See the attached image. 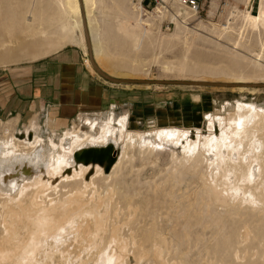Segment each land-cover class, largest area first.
Returning <instances> with one entry per match:
<instances>
[{"label": "bare ground", "instance_id": "1", "mask_svg": "<svg viewBox=\"0 0 264 264\" xmlns=\"http://www.w3.org/2000/svg\"><path fill=\"white\" fill-rule=\"evenodd\" d=\"M140 1L132 3L131 12L125 13L116 26L125 37H130L134 58H138V51L147 45L180 43L187 50L196 41L219 43L223 38L230 43V46L224 45V52L231 61L224 71L228 77L236 79V83H229L231 87L262 88L249 84L263 83L250 81L264 78V64L259 61L264 58V0H233L242 3L243 9L232 5L233 1L229 4V0H225L223 21L203 24L198 20L197 28L188 27L186 22L198 19L197 13L185 7L173 3L172 10H155L144 15ZM33 3L30 1L26 5L29 13ZM51 4L56 5L62 31L68 32L69 26L77 29V40L83 52L84 47L88 51L87 34L92 55L94 37L86 20L81 21L76 0H55ZM215 7L212 1L211 10ZM66 9L76 17L72 25L65 19ZM20 11L16 13L13 8L11 15L0 11V50H5L2 58L15 60L19 50L30 57L39 51L48 53L56 45L47 36L51 31L32 27L31 23L37 18L33 19L32 15L29 21ZM165 16L174 22V30L157 35L151 41V21ZM8 20L20 28V35L10 34L15 28L11 30L13 26L5 23ZM39 25H42L41 21ZM9 26L12 27L8 29ZM38 34L40 37L35 38ZM15 42L23 44L17 49L6 47ZM91 67L93 69L92 64ZM174 69L181 72L192 70V67L182 60ZM203 69L215 70L212 67ZM143 81L146 86L156 83V80ZM255 107L249 115L236 114L231 122H226L225 117L213 116L206 124L207 132L202 136V142L199 136L189 134L188 128L176 126L155 127L138 136L127 129L126 121L115 127L110 123L111 118L106 122V113L100 119L78 115V123L72 121L60 132L54 128L58 125L55 117L47 115L44 121L46 137L42 134L38 113H34L21 128H16L17 116L4 122L0 120V264H191L185 257L167 259L172 240L155 225L160 215L146 212L148 198H138L141 202H137L140 191L135 188L138 186L134 188L131 184V188H127L123 179L124 169L132 164L134 157L143 159L149 155V145L156 144L155 138L181 148L182 156L175 161L181 168L194 171L204 168L203 180L207 182L210 197L198 190L193 197L197 206L193 214L200 215L196 224L210 231L208 241L200 244L198 263L224 264L217 260L226 255V264H264V245L254 246L257 251L252 257L249 245L244 243L247 235L240 230L241 223L257 216L259 234L264 239V107ZM228 109L233 111L234 105L230 104ZM81 119L89 125L88 130L80 129ZM94 125L100 128L98 136L92 130ZM193 129L198 130L197 127ZM115 131L117 136H102ZM135 138L143 141L136 142ZM89 148L111 149L112 161H75L76 153ZM120 148V158H114V150ZM103 168H108V175L103 174ZM89 169L92 172L86 181L84 175ZM241 210L245 218L241 216ZM174 214L182 217L186 226L193 218L181 211ZM145 216H150L151 220L143 227L139 221ZM227 219L229 221L225 222ZM202 235L196 236L197 242H202Z\"/></svg>", "mask_w": 264, "mask_h": 264}, {"label": "rangeland", "instance_id": "2", "mask_svg": "<svg viewBox=\"0 0 264 264\" xmlns=\"http://www.w3.org/2000/svg\"><path fill=\"white\" fill-rule=\"evenodd\" d=\"M30 1L34 2L32 8L34 11L32 10L31 13L26 8ZM212 1L217 8L211 10L210 4ZM224 1L206 0L204 9L195 15L198 19L186 21L188 27L197 28L198 20H201L203 24L222 22V17L225 14ZM232 1L229 0L228 3L230 4ZM51 2L54 3L55 0H0L1 13L6 12L11 15L13 8L16 13L22 10L24 12L20 11L21 16L24 15L29 21L31 16L34 15L33 19H37L33 20L31 26H36L44 31L46 28L49 29L51 33L47 36L56 42V45L49 49L48 53L43 54L39 51L35 53L34 57L25 55L19 50L15 60L2 58L5 50H0V82H4L2 86H5L6 91L10 90L9 83L11 82L7 79L17 74H23L27 77L33 76L36 80L34 84L39 85L41 90L38 97L28 95L22 99V102L18 101L13 107L9 106L6 111L1 109L0 120L3 122L18 116L19 122L16 128H21L22 124L26 123L34 113H38L42 134L46 137L47 130L44 121L47 115L55 117L58 125L54 128L57 132H60L63 128L68 127L72 121L78 123V115L82 118L94 117L100 119L106 113V122L111 118L110 123L115 127L126 121L127 129L134 134H138V136L155 127L176 126L182 129L188 128L189 134L193 137L199 136L202 142V136L207 132L206 124L213 116L225 117L226 122H231L238 113L249 115L256 108L255 106L264 107V88L239 89L238 87L158 83L149 86H146L145 83H127L126 86L125 84H114L108 80V82L104 81L96 76V72L92 69L87 57L86 47H84L83 52L79 45L77 29L69 26L68 32L62 31L61 18L58 17L56 5L54 6ZM133 2L135 0H76L81 21L82 19L86 20V24L90 26L93 34L94 41H91L92 55L101 71L112 77L124 79L198 80L227 84L236 83V79L228 77L224 71L226 65H231V61L224 52V45L230 43L228 44L223 38L219 39V43L196 41L187 50H184L183 45L180 43L170 46L161 44L157 47L147 45L146 48L138 51V58H134L135 54L130 46V37L126 36V38L123 31L116 27L122 21L124 14L131 12ZM20 4H23V6H20ZM115 4L120 7L118 8ZM233 4H236L238 9L244 8L242 3L233 1ZM3 9L6 11L2 12ZM41 9L43 12H41ZM209 10L212 11L211 15ZM139 11L141 10L139 9ZM59 15L61 16V12ZM145 17L143 16V18ZM65 19L72 25L76 17L66 9ZM39 21L42 25L38 26ZM7 22H5L7 25L13 26V28L9 26L8 29L15 28L12 31L10 30V34L14 32L12 33L15 34L14 36L20 35L18 34L20 28L16 27L17 25L11 20ZM149 28L152 33L150 40L153 41L157 35L172 32L174 22L166 16L163 18L156 17L151 21ZM200 32L207 35V32L202 29H200ZM34 37L39 38L40 34ZM23 42L11 43L6 47L17 49L22 46ZM239 50L247 55H252L248 51ZM68 52L71 54L69 58L75 60L78 67L83 68L82 70L85 72H89L85 66L91 70L93 77H89L90 81L98 85L95 92L80 95L81 105L69 102L66 96L63 98L58 93H47L46 89L47 85L52 88V75L58 70V68L53 67L52 62L56 60L55 58L68 57ZM132 59L134 62L131 61ZM182 60H185V63L192 67V70L176 71L174 67ZM259 61L264 64V58H260ZM205 67H212L215 70H201ZM215 71L219 72L215 73ZM250 82L264 83V78L258 79V81L252 79ZM55 88H52L53 91H55ZM17 100H20V98ZM230 104L234 105L233 111L228 109ZM195 127L198 128L197 131L193 129ZM1 128L0 123V130ZM80 129L83 131L89 129V125L84 119L80 120ZM92 130L95 136L100 135V128L97 125H94ZM105 135L106 138H109L113 135L117 136V132L102 134V136ZM135 140L136 142L143 141L141 138H135ZM154 141L156 144L149 145L151 152L146 158L141 159L136 156L133 158L132 164H126L123 179L128 186L127 188H131V184L134 188L138 186L135 188L140 191L136 198L137 202H141L139 199L143 197L148 198L149 203L146 204V212L160 215V219L158 217V220H155V225L170 236L172 240L168 246L167 259L173 260L185 257L189 263L199 264L198 251L202 248L200 244L208 241L210 229H203L196 224L195 220L200 215L193 214L197 209V206L193 203V197L198 190L210 197L207 182L203 180L204 168L202 167L198 171L188 167L181 168L175 162L176 159L182 156L181 148L178 145L175 146V143L161 141L158 138H155ZM113 156L119 159L121 148L118 151L114 150ZM135 171L136 173H134ZM207 171H205V174ZM91 172V169H89L85 173L84 179L86 181ZM108 173V168H103V174L108 175ZM214 205L223 206V204L218 205L217 203H214ZM178 211L193 216L188 221V226H186V221L182 217H178L179 213L174 214ZM241 211V216L245 218L244 211ZM150 216L142 217L139 223L143 227L148 225L151 220ZM227 221L229 220H225V222ZM240 226L242 233L247 235L244 243H246V246L249 245L252 257H254L257 251L254 246L261 245L263 247L264 245V239L260 237L258 228L260 220L257 216H253L241 223ZM200 234H203L202 242L201 240L197 242L196 236ZM131 250V247H129V251ZM217 261L226 264L228 257L224 255L221 260Z\"/></svg>", "mask_w": 264, "mask_h": 264}, {"label": "crops", "instance_id": "3", "mask_svg": "<svg viewBox=\"0 0 264 264\" xmlns=\"http://www.w3.org/2000/svg\"><path fill=\"white\" fill-rule=\"evenodd\" d=\"M67 56L68 57L66 58L65 56L58 59L55 58L56 60L52 62L54 64L53 67L58 68V70L52 75L53 81L51 82L52 88H56L55 91H53L51 86L47 85V93H58L60 96L62 95L63 98L66 96L69 102H75L78 105H81L82 100L80 99V95L95 92L98 85L91 83L89 77H93V75L90 69L84 65L89 71L85 72L82 70L83 68L78 67V63L75 60L69 58L71 57L70 52L67 53ZM96 76L106 81L97 73ZM7 80L9 82L11 81L9 83L10 90L8 91L5 90V86H2V83L4 82H0V110L3 109L6 111L9 106L13 107L16 103H18V101L22 102V99L26 98L28 95L31 97H38L41 92L40 86L34 84L36 80L33 76L27 77L23 74H17L10 76ZM19 98L20 100L16 101V99Z\"/></svg>", "mask_w": 264, "mask_h": 264}, {"label": "water", "instance_id": "4", "mask_svg": "<svg viewBox=\"0 0 264 264\" xmlns=\"http://www.w3.org/2000/svg\"><path fill=\"white\" fill-rule=\"evenodd\" d=\"M85 38H86V44H87V54H88V59L90 60L93 69L95 72L100 75L102 78L105 80H108L110 82L114 83H143L145 81L143 80H126V79H115L110 76H108L106 73L100 70V68L93 62L92 55L90 52L89 48V40L87 38V34L85 33ZM156 83L160 84H183V85H204V86H219V87H231V84L227 83H214V82H207V81H181V80H156L154 81ZM250 87H262L264 88V83H255V84H249ZM111 150L109 148L107 149H84L82 151H79L76 153L74 159L75 161H81L83 163L87 162H99L103 163L106 161H112V156H111Z\"/></svg>", "mask_w": 264, "mask_h": 264}, {"label": "built area", "instance_id": "5", "mask_svg": "<svg viewBox=\"0 0 264 264\" xmlns=\"http://www.w3.org/2000/svg\"><path fill=\"white\" fill-rule=\"evenodd\" d=\"M206 0H141L140 7L144 15L149 14L155 10L162 11L165 9L172 10L171 4L179 5L180 7H185L192 12L199 14L205 6ZM165 21V20H164Z\"/></svg>", "mask_w": 264, "mask_h": 264}]
</instances>
